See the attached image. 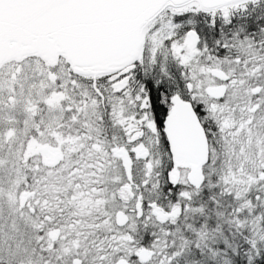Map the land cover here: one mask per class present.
Here are the masks:
<instances>
[{
    "label": "snow or ice",
    "instance_id": "obj_1",
    "mask_svg": "<svg viewBox=\"0 0 264 264\" xmlns=\"http://www.w3.org/2000/svg\"><path fill=\"white\" fill-rule=\"evenodd\" d=\"M0 264H264V0H0Z\"/></svg>",
    "mask_w": 264,
    "mask_h": 264
}]
</instances>
